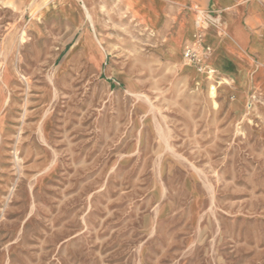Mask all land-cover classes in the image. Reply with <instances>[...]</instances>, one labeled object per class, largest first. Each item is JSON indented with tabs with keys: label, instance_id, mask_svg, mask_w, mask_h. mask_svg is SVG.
Here are the masks:
<instances>
[{
	"label": "rangeland",
	"instance_id": "rangeland-1",
	"mask_svg": "<svg viewBox=\"0 0 264 264\" xmlns=\"http://www.w3.org/2000/svg\"><path fill=\"white\" fill-rule=\"evenodd\" d=\"M132 10L0 0V264H264L263 90Z\"/></svg>",
	"mask_w": 264,
	"mask_h": 264
},
{
	"label": "crops",
	"instance_id": "crops-1",
	"mask_svg": "<svg viewBox=\"0 0 264 264\" xmlns=\"http://www.w3.org/2000/svg\"><path fill=\"white\" fill-rule=\"evenodd\" d=\"M131 2L136 21L141 27L154 30L160 41H205L213 52L217 49V53H224L243 66L247 70L246 89L232 85L226 87L229 93L244 94L256 87L264 92V0ZM200 14L204 15V26L198 22Z\"/></svg>",
	"mask_w": 264,
	"mask_h": 264
},
{
	"label": "built area",
	"instance_id": "built-area-1",
	"mask_svg": "<svg viewBox=\"0 0 264 264\" xmlns=\"http://www.w3.org/2000/svg\"><path fill=\"white\" fill-rule=\"evenodd\" d=\"M195 55V52L192 48H188L185 50L184 52V57L187 59V60H191Z\"/></svg>",
	"mask_w": 264,
	"mask_h": 264
},
{
	"label": "bare ground",
	"instance_id": "bare-ground-1",
	"mask_svg": "<svg viewBox=\"0 0 264 264\" xmlns=\"http://www.w3.org/2000/svg\"><path fill=\"white\" fill-rule=\"evenodd\" d=\"M62 2V1H61ZM55 3V2H54ZM174 46V45H173ZM175 47V46H174ZM178 48V47H177ZM181 50V49H180ZM203 50H204V55H208L210 52H211V47H207V48H203ZM205 59V58H204ZM188 61H190L191 63H194V61H192V60H188ZM199 61H200V63H201V58H200V55H199ZM210 68H212V67H210ZM218 71V70H217ZM211 75H213V74H211Z\"/></svg>",
	"mask_w": 264,
	"mask_h": 264
}]
</instances>
